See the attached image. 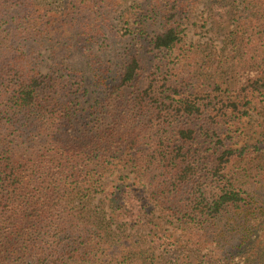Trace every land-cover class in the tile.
Returning a JSON list of instances; mask_svg holds the SVG:
<instances>
[{"label": "trees", "instance_id": "1", "mask_svg": "<svg viewBox=\"0 0 264 264\" xmlns=\"http://www.w3.org/2000/svg\"><path fill=\"white\" fill-rule=\"evenodd\" d=\"M0 264H264V0H0Z\"/></svg>", "mask_w": 264, "mask_h": 264}, {"label": "rangeland", "instance_id": "2", "mask_svg": "<svg viewBox=\"0 0 264 264\" xmlns=\"http://www.w3.org/2000/svg\"><path fill=\"white\" fill-rule=\"evenodd\" d=\"M205 10V6H201L200 9L203 12V10ZM199 15L197 17H194L192 19H190L187 23H186V31L184 33L185 36V42L187 44L190 43H212L214 46H219L220 45V41H221V37L216 34L214 31H210L209 28V21L208 23L205 24L206 21V13L203 12V14H200L199 12H197ZM152 30H159V27H153ZM74 62L82 69V70H86L85 69V64L83 62V60L81 58H76L74 60ZM86 83L89 87V91L93 94L94 91V87H93V83L90 81V78H87ZM252 119H247L248 123L246 131L249 129H252V125L254 124L256 118L251 117ZM250 134V133H249ZM241 142V140H240ZM132 177V175H130Z\"/></svg>", "mask_w": 264, "mask_h": 264}]
</instances>
